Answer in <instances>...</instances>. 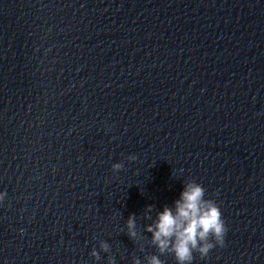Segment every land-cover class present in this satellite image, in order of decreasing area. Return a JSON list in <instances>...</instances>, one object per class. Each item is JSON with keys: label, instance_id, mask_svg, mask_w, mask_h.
<instances>
[{"label": "water", "instance_id": "obj_1", "mask_svg": "<svg viewBox=\"0 0 264 264\" xmlns=\"http://www.w3.org/2000/svg\"><path fill=\"white\" fill-rule=\"evenodd\" d=\"M190 180L192 264H264V0H0V264H177L146 226Z\"/></svg>", "mask_w": 264, "mask_h": 264}, {"label": "clouds", "instance_id": "obj_2", "mask_svg": "<svg viewBox=\"0 0 264 264\" xmlns=\"http://www.w3.org/2000/svg\"><path fill=\"white\" fill-rule=\"evenodd\" d=\"M135 158L134 155L129 156L131 160ZM123 166L122 163H114L112 169L118 171ZM174 204V209L165 205L157 213V219L146 226V231L152 233V243L161 255L171 253L177 264H192L194 252L203 258L217 245L224 246L227 227L221 209L215 200L205 198V188L201 184L195 180L186 182ZM152 208L148 205L145 213L149 219ZM127 229L129 237L137 236L135 215L128 217ZM101 248L107 251L109 245L102 242ZM91 255L99 259L95 249ZM147 259L148 264H164L155 254ZM109 264H115V259L110 258ZM134 264H141L138 257L134 258Z\"/></svg>", "mask_w": 264, "mask_h": 264}]
</instances>
